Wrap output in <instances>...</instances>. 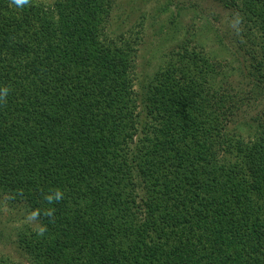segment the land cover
<instances>
[{
    "label": "trees",
    "instance_id": "trees-1",
    "mask_svg": "<svg viewBox=\"0 0 264 264\" xmlns=\"http://www.w3.org/2000/svg\"><path fill=\"white\" fill-rule=\"evenodd\" d=\"M217 1L264 94V0ZM115 3L0 0V192L37 222L18 247L29 264H264V111L247 119L252 97L188 42L137 89Z\"/></svg>",
    "mask_w": 264,
    "mask_h": 264
},
{
    "label": "rangeland",
    "instance_id": "rangeland-1",
    "mask_svg": "<svg viewBox=\"0 0 264 264\" xmlns=\"http://www.w3.org/2000/svg\"><path fill=\"white\" fill-rule=\"evenodd\" d=\"M34 1L52 4L55 0ZM237 20V16L217 0H116L107 32L114 35L123 32L137 39L134 59L137 89L140 82L151 80L178 46L188 42L189 49H203L202 52L211 55L231 74L233 85L241 87L237 88L239 95L252 97V106L244 110L249 119L264 111V94L256 93L257 89L240 69L244 61L250 60L240 46L243 38L235 33ZM231 126L236 127L235 123ZM36 225L22 203L0 192L1 256L29 264L26 253L18 247L17 235L27 226Z\"/></svg>",
    "mask_w": 264,
    "mask_h": 264
},
{
    "label": "clouds",
    "instance_id": "clouds-1",
    "mask_svg": "<svg viewBox=\"0 0 264 264\" xmlns=\"http://www.w3.org/2000/svg\"><path fill=\"white\" fill-rule=\"evenodd\" d=\"M11 3L16 5V6H18V7H23L24 5L29 3V0H11ZM239 23H240L239 20H237L235 22L236 25H238ZM7 91H8L7 89H4L2 94H0V95L6 96L7 95ZM59 198H60V194L57 193V199H59ZM33 218H35V216H33ZM41 232H43V229H41Z\"/></svg>",
    "mask_w": 264,
    "mask_h": 264
}]
</instances>
